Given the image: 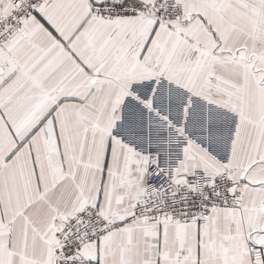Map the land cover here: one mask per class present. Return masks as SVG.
Instances as JSON below:
<instances>
[{
	"label": "snow or ice",
	"instance_id": "6c2138e0",
	"mask_svg": "<svg viewBox=\"0 0 264 264\" xmlns=\"http://www.w3.org/2000/svg\"><path fill=\"white\" fill-rule=\"evenodd\" d=\"M0 264H264V0H0Z\"/></svg>",
	"mask_w": 264,
	"mask_h": 264
}]
</instances>
